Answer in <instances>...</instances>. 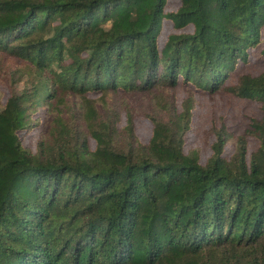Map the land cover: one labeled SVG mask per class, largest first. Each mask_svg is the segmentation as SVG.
<instances>
[{"label": "trees", "instance_id": "1", "mask_svg": "<svg viewBox=\"0 0 264 264\" xmlns=\"http://www.w3.org/2000/svg\"><path fill=\"white\" fill-rule=\"evenodd\" d=\"M176 1L0 0V264H264V71L227 83L264 43V0ZM180 84L261 117L213 126L201 163ZM119 90L149 98L146 143L130 110L117 125ZM39 125L32 151L21 132Z\"/></svg>", "mask_w": 264, "mask_h": 264}, {"label": "rangeland", "instance_id": "2", "mask_svg": "<svg viewBox=\"0 0 264 264\" xmlns=\"http://www.w3.org/2000/svg\"><path fill=\"white\" fill-rule=\"evenodd\" d=\"M177 6L176 0H170L168 9H174ZM171 31L169 25L163 26L162 33L158 38L159 44L165 39L168 32ZM264 43L259 44L248 50V62L246 64L239 63L227 83H235L236 76L241 73H250L252 75L259 74L264 71V56L261 50ZM6 84L0 79V99H3V93L6 91ZM191 96L194 100L192 109V117L189 129L184 134V151L190 148L198 147L200 162L203 163L210 155V144L213 140L212 135L207 132L213 127L218 126L220 122H224L228 129L234 134H241L250 124L252 119H260L261 110L258 102L250 99L236 97L230 93H218L213 96L207 92L198 90L191 85L180 84L174 90L175 106L178 111L181 109V101L187 96ZM95 97V95H91ZM106 101L110 110H118L120 118L117 122L118 126L125 124L124 109L133 113L134 133L139 141L146 143L151 135V123L146 117L147 113H151L150 100L146 94H124L122 91L109 93ZM169 99H167V103ZM70 112H74L78 108V98L70 96L68 98ZM168 106V105H167ZM42 117V113L38 114ZM41 126L33 127L28 131L21 132V141L24 146L29 147L32 151L36 148V141L41 131ZM91 149L95 147L92 139L88 140ZM258 141L252 137H247V153L255 150ZM225 153L230 154L231 145H226Z\"/></svg>", "mask_w": 264, "mask_h": 264}]
</instances>
